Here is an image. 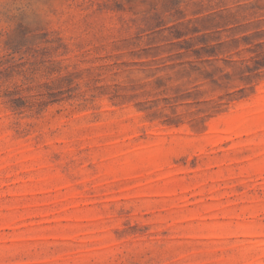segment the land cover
<instances>
[{
    "label": "rangeland",
    "instance_id": "1",
    "mask_svg": "<svg viewBox=\"0 0 264 264\" xmlns=\"http://www.w3.org/2000/svg\"><path fill=\"white\" fill-rule=\"evenodd\" d=\"M0 264H264V0H0Z\"/></svg>",
    "mask_w": 264,
    "mask_h": 264
}]
</instances>
